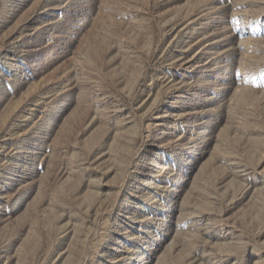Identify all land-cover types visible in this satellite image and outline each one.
Masks as SVG:
<instances>
[{
  "label": "rangeland",
  "instance_id": "obj_1",
  "mask_svg": "<svg viewBox=\"0 0 264 264\" xmlns=\"http://www.w3.org/2000/svg\"><path fill=\"white\" fill-rule=\"evenodd\" d=\"M0 264H264V0H0Z\"/></svg>",
  "mask_w": 264,
  "mask_h": 264
}]
</instances>
